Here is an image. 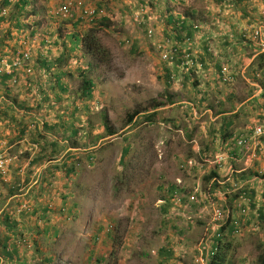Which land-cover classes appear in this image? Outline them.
<instances>
[{
    "label": "crops",
    "instance_id": "0c3cea01",
    "mask_svg": "<svg viewBox=\"0 0 264 264\" xmlns=\"http://www.w3.org/2000/svg\"><path fill=\"white\" fill-rule=\"evenodd\" d=\"M4 1L0 0V5ZM17 1L9 0V3L15 5ZM28 1L30 6L21 14V33L9 22H0V57L14 58L27 51L31 54L28 67L31 72L27 73L23 69L17 73L20 80L18 86L12 85L11 80L0 82V148L11 159L10 176L0 181V264H57L59 259H64L67 264H125L123 257L120 258L125 245L119 244L117 236L121 237L126 222L121 219V213L111 215L117 210L109 213L102 205L114 195H98L88 189L75 195L68 193L73 185L71 179L74 184L77 182L75 164L79 151L76 147L72 149L70 141L82 127L90 133L87 137L93 139L92 132L88 131L92 127L87 125L88 117L94 116L91 108L94 96L91 99L84 98L83 85L77 82L80 72L78 61L87 57L81 54L78 45V51L74 54L68 51L75 37L86 29L82 24L76 27L73 22L60 21L54 16L55 9L66 0ZM129 1L99 0L97 4L93 0L106 11V16L96 21L99 28L110 33L111 27L106 25L114 21V14L121 13L126 22L124 16L127 17L130 11L124 5L139 6L147 2ZM150 1L158 18L165 20L169 30L173 26L169 23L171 18L178 20L185 17L191 22L197 12L191 10V16L188 11L178 13L174 5L186 3L184 0L183 3L181 0ZM212 2L210 5H213L214 13L207 12L208 15L201 20L204 28L200 56L204 69L201 73L180 74V69L175 72H179V77H182L183 88L192 91L191 100L197 101L184 102V107L190 113L179 118V121L188 122L189 133L185 138H192V151L180 155L172 165L177 166L179 162L183 169L187 162L191 166L194 163L188 167L193 168L189 171L195 180L187 177V172L174 179L170 171L161 172V184L155 187L161 195L151 197V202L159 209L158 214L165 218L173 207L175 194L180 191L192 193L187 192V186H184L187 185L186 179H189L195 189L201 187L203 190L208 185L214 201L219 203L216 206L231 212L235 218L241 215L237 208L238 200H233L229 194H236L245 187L254 192L257 203L256 210H248V216L242 219L247 234L251 230L263 229L259 228L262 221L256 211L264 206V136L259 139L260 146L253 145L247 149L239 148L236 140L252 136L257 127L264 128V51L245 41L242 32L257 23L264 10V0H230L221 4L216 3V0ZM5 10L9 11L8 8ZM112 10H115L114 14ZM209 22L212 25H207ZM175 36L179 39L178 34ZM90 62L97 64L93 59ZM88 65L92 66L90 63ZM224 72L232 79L230 84L223 82ZM181 89L177 86L175 90L180 92ZM197 107L201 110L200 116L196 112ZM80 109L85 112V118H78ZM141 116L135 117L134 126H137ZM82 121L85 123L78 126L77 122ZM87 147L84 149L86 152L93 148L90 144ZM221 158L225 161L219 163ZM212 170L220 175L217 189L212 187L214 180L211 183L205 181ZM166 176L170 180L167 185L162 183ZM172 191H175L173 196ZM132 201L136 203L129 205V209L134 206L137 210L139 205L135 213L139 221L147 198L144 194H138ZM79 202H85L84 210H80ZM203 202L206 204L208 200ZM22 203L28 204L29 208L20 216L15 212L17 206L14 205ZM53 204L54 209L51 207ZM97 206L102 207L96 212ZM198 206L203 207L201 203ZM209 206L213 212L215 206ZM211 207L201 208L206 220ZM6 218L14 220V227L7 224ZM161 222L155 230L158 234L177 228ZM212 224L216 232H211V244L207 243L204 250L201 249V259L197 264L208 263L206 258L211 252L212 240L222 228ZM129 228H135L134 223ZM14 231L16 236L22 238L20 240L28 238L27 245L31 248L15 245V239L12 238ZM88 235L90 239L86 242ZM165 238L166 245L158 251L157 264H185L181 259L188 250L177 243L171 247V237L167 235ZM86 247L89 248L87 252ZM236 264L247 262L239 259Z\"/></svg>",
    "mask_w": 264,
    "mask_h": 264
},
{
    "label": "rangeland",
    "instance_id": "374dc122",
    "mask_svg": "<svg viewBox=\"0 0 264 264\" xmlns=\"http://www.w3.org/2000/svg\"><path fill=\"white\" fill-rule=\"evenodd\" d=\"M92 1L86 0L85 7L97 9L99 16L96 21H99L106 16V11L97 5L99 0H96L97 4ZM184 1L186 3L174 5L176 11L180 14L188 11L191 16L190 11L196 10V14L192 16L193 24L199 27L198 31H194L195 36L190 37L191 42L188 45L184 41L185 34H183L182 42H179L175 36L174 26H171L169 30V26L165 25V20L158 18L153 3L147 0V2H142L143 6L124 5V8H128L126 10L130 11L127 17L124 16L126 22L123 21L121 13H119L120 16L115 15V10H112L114 21H111V25H106L111 27L110 33L105 32L102 28V30H99L98 37L101 43L111 53L108 66L99 67L97 64L95 69L93 66L89 67L88 63L92 65L91 58L87 57L89 54L83 48L80 39L68 48L71 54L79 50L82 55L87 57L78 61L80 72L77 82L82 85L84 79L92 80L95 87H97L94 88V99H92L93 103L91 102L94 116L92 118L88 117L87 125L92 127L88 131L92 132L93 139L90 140L87 137L90 136V133L83 130L82 127L78 135L70 141L72 149L76 147L79 151L75 164L77 182L74 184L73 179H71L73 185L68 193L71 192L75 195V193L81 191L86 192L88 189L89 192L98 195H103V193H106V196L114 195L112 198H107L102 205L104 210H109V213L117 210L111 215L121 213V219L126 222L120 234L121 241L125 245V248L122 247L123 254L120 258L123 257L125 264H157L158 251L166 245L165 237L167 235L171 237V247L174 243L175 245L177 243L188 250V253L183 255L181 259L185 264H197V261L201 259L199 258L201 249L204 250L207 243L211 244V232H216L214 230L215 225L212 224L214 210L216 208L222 209L225 215L228 212L222 207L216 206L219 203L216 204L214 201L212 191H209L208 186L204 188L207 191L205 193V190L203 191L201 187L195 189L189 179H186L187 185L184 186H187V192H192V195L189 196L187 201H182L186 199V194L189 193L185 194L184 191H180L179 194H175L173 207L165 215V218L164 215L158 214L159 209L155 208L151 202V197L156 198L161 195L159 194L161 192L155 188L161 182L160 176H163L160 175L161 172L170 171L173 179L183 176L182 174L194 178L192 172L190 173L193 168H189L194 163L191 166L190 162H187L183 169L179 162H177V166L172 165V163L177 161L180 155H187L189 151H192L191 146L193 145L190 144L192 138H185V135L189 133L188 122L179 121V118L190 113L189 109L184 107V102L195 103L197 100H191L193 98L192 91L183 88L182 77L179 78V82L170 83L167 79L168 68H172L174 73L179 71V68L176 66L171 67L161 60L159 46L163 50L164 47L171 50L177 45L182 53L185 54V51L188 50L195 56L196 53H199L197 57H201V35H203L204 28L201 25V20L208 15L207 12L213 14L214 7L210 5V2L213 3L212 0ZM129 2L132 3L133 0ZM181 2L183 3L182 0ZM120 9L117 8V11H120ZM120 17L122 20H120ZM58 20L55 19V21ZM207 25L212 24L209 22ZM99 26L95 21L94 23L88 21L86 24H82V27L86 30L99 28ZM149 30H151L150 36L148 34ZM135 42H138L137 49L133 52L132 48ZM77 44H79L78 50ZM80 46L82 47L80 48ZM3 59L8 61L11 57L3 56ZM11 84L18 86L20 84L19 77L16 80H11ZM177 86L182 88L180 92L175 90ZM156 103H164L166 106L158 110L160 113L155 117V123L148 124L145 117L148 113L153 112L152 106ZM79 107L82 108L81 102H79ZM136 111L141 112L143 115L140 117L137 126H134L133 123L127 124L130 115ZM196 112L200 116L201 110L199 108L196 109ZM77 114L78 118L81 119L85 112L80 109ZM104 117L108 118V125L113 128L114 134L111 137H106L109 132L104 126ZM84 123V121L77 122V125ZM199 127L198 124V129ZM196 129L197 127H195ZM75 139L77 142H75ZM87 144H90L93 148L86 152L84 149L88 148ZM126 148H129V151L123 157ZM162 169H165V171ZM163 178L166 180L163 179L162 183L167 185L170 180L167 176ZM138 194H144L147 198V201L143 203L142 216L139 221H137V215L135 214L139 210V205L137 210L134 206L129 209V205H135L136 202L132 201V198ZM229 195H232V193ZM207 200L208 202L204 204L203 201ZM200 203L201 206L207 208L211 207L209 205L215 206L213 212L212 207L208 209L207 212H210V210L211 212L207 220L203 218L205 214L201 210L203 207L198 206ZM79 204L80 210H84L85 202H79ZM14 207H16L15 210H18L17 215H19V211L24 209L21 208V204L14 205ZM51 207L54 209V204ZM101 207L97 206L96 212ZM124 212L125 214H123ZM131 219L133 220L131 221ZM229 219H234L231 212L228 213L223 226H227ZM161 221L166 226H176L177 228L158 234L155 230L159 227ZM133 223L135 228H129ZM242 228L240 234L233 235L231 238L236 247L234 257L237 262L239 259H245L247 264H258V259L264 251V248H260L264 244L262 242L264 238L263 229L251 230L245 234L244 225H242ZM89 239L90 235L87 236L86 242ZM88 249L86 247L85 252ZM56 263L67 264L64 259H59Z\"/></svg>",
    "mask_w": 264,
    "mask_h": 264
},
{
    "label": "trees",
    "instance_id": "16d2710c",
    "mask_svg": "<svg viewBox=\"0 0 264 264\" xmlns=\"http://www.w3.org/2000/svg\"><path fill=\"white\" fill-rule=\"evenodd\" d=\"M227 1L230 0H216V3L221 4V3H225ZM240 1V0H238ZM144 5V4H143ZM142 5V6H143ZM30 6V2L28 0H18L16 2L15 5H11L9 3V0H5L3 5H0V22H9L12 26H14V29L18 32L21 33L20 31V19H21V14L25 13V11L28 9V7ZM9 9L8 11V15L6 17H1L2 15V11L4 9ZM28 15V14H27ZM26 15V16H27ZM24 16V17H26ZM169 21V20H168ZM73 22V21H71ZM83 22V20H80L79 22H73L75 24L76 27H78L79 25H81V23ZM171 24H173L174 28L176 29V34L178 33L179 35V39H177L179 42H182V35L186 34L187 37H191L194 33V28H193V21H189V19L187 18H180L178 20H174V19H170ZM102 26V25H101ZM13 28V27H12ZM102 28V27H101ZM101 28H91L88 29L86 31H83V33L78 34L75 37V40L73 41V43L78 42L79 39L80 41H82V45L83 48L85 49V51L89 54V56L93 57L96 62L98 63V65L100 67L103 66H108L109 65V61H110V57H111V53L110 51L101 43L99 37H98V32ZM135 45L132 48V51L135 52L137 49V43H134ZM79 47V44H77ZM18 72L12 71L9 74H5L3 76V78L0 80V82H6L8 80H16L18 77ZM8 78V79H7ZM7 79V80H6ZM168 80L170 81V77H168ZM94 86L95 83L92 80H85L83 81V97L86 99H91L94 95H93V90H94ZM173 104V103H172ZM166 105L164 103H156L154 104L153 107V112L152 113H148L147 116L145 117V121L148 124H152L155 123V117L160 113V111H158L160 108L165 107ZM141 114V112H134L133 114L130 115V117L128 118L127 124H132L135 117L139 116ZM108 118L104 117V126L106 127L107 131L109 132L107 136H112L114 134L113 132V128L108 125ZM99 138V137H97ZM101 138V137H100ZM129 151V148H126L124 150L123 153V157L127 155ZM71 170V169H70ZM74 169L72 168V171ZM220 178V175L216 172V171H210V173L205 177V181L206 183H211L212 180H214V183L212 184L213 189H217L218 187V183L217 180ZM208 186V185H207ZM206 186V187H207ZM175 191H172L171 196H173ZM253 193V194H252ZM232 199L233 200H238V212L241 214L238 217H235L234 219H229L227 226H223L221 228V230L219 231V234L215 237L214 241H213V245H212V249L209 255H207V264H236V259L234 257V253H235V246H234V242L232 241L233 239H231L233 237V233L236 231H239V226L240 225H244V220H242L243 218L245 219L248 216V210H256V195L254 194V192L252 190H249L248 188H243L241 190H238V192H236V194L232 193ZM245 200H248L249 203H244ZM239 204H241V206L239 207ZM258 214V218H261L262 223L259 225V228H263L264 230V206H261L260 208L257 209L256 211ZM250 221V220H249ZM6 222L7 224H9L10 227H14L13 223L14 220L10 219V218H6ZM16 226V225H15ZM226 233V238L224 236V234ZM264 233V231H263ZM264 235V234H263ZM8 238H11L10 236ZM12 238L15 239L14 244L15 245H23V242L20 240L22 239L21 237L19 238L18 236L15 235V231L12 234ZM122 237L117 236V240H119V244L122 243L121 241ZM262 242H264V238L262 240ZM15 247V246H14ZM260 248H264V244L260 246ZM14 249V248H13ZM17 251V249H16ZM12 251H9L8 253H11ZM51 262V260L49 261ZM258 264H264V251L263 253L260 255L259 259H258Z\"/></svg>",
    "mask_w": 264,
    "mask_h": 264
},
{
    "label": "built area",
    "instance_id": "2783aa9c",
    "mask_svg": "<svg viewBox=\"0 0 264 264\" xmlns=\"http://www.w3.org/2000/svg\"><path fill=\"white\" fill-rule=\"evenodd\" d=\"M86 0H66L60 7L55 9L54 15L61 19H69L74 20L75 22H79L83 20L81 24H86V22L94 23L96 22L99 12L97 9L86 8L85 7ZM195 31L199 30L197 25H193ZM150 36L151 30L148 31ZM185 44H189L191 42V38L184 36ZM242 38L245 41L250 42L255 47L264 51V10L262 11L260 18L257 23L252 25L251 28H246L242 32ZM162 49V50H161ZM160 50V58L164 63H168L171 67H178L183 73L188 72H201L203 68V63L201 62V57H197V55H193V53L188 50L185 51V54L182 53L181 49L177 48L175 45L171 50H167L164 47V50L161 46H159ZM195 56V57H194ZM29 53H25L22 58L13 61L12 63L1 59L0 60V80L3 78L5 74H9L12 71H15L29 60ZM171 81H176L177 75L172 73ZM223 78V82L230 84L232 79L226 75ZM264 136V128L257 127L251 137H239L236 140V144L239 148L247 149L253 145H259V139ZM225 161L224 158L219 160V163ZM10 164L11 159L6 155V153L0 148V181L5 180L10 176ZM202 193V192H201ZM200 193V194H201ZM244 203H249L248 200H245ZM241 204H239V207ZM228 216V212L225 215V212L222 209L216 208L213 213V223L215 224H223L226 221V217ZM243 230L242 225L239 226V231H235V234H240Z\"/></svg>",
    "mask_w": 264,
    "mask_h": 264
},
{
    "label": "clouds",
    "instance_id": "9594fccd",
    "mask_svg": "<svg viewBox=\"0 0 264 264\" xmlns=\"http://www.w3.org/2000/svg\"><path fill=\"white\" fill-rule=\"evenodd\" d=\"M8 15V11L7 10H3L2 11V15H1V17H6ZM55 16V15H54ZM56 18H58L57 16H55ZM182 18H184V17H182ZM58 19H61V18H58ZM61 20H63V21H69V22H71V21H73V22H75L74 20H69V19H61ZM76 23V22H75ZM192 25H194L193 23H192ZM25 53H29V60L25 63V65L24 66H22L21 68H19V69H17L16 71L17 72H19V71H22L23 69H25L26 70V72L27 73H29V71L31 72V68H28L29 67V65H30V61H31V54H30V52L29 51H27V52H21L19 55H17L16 57H14V58H11L10 60H8V62H10V63H12L13 61H15V60H17V59H20V58H22L23 57V55L25 54ZM87 57H90L91 59H93L94 60V62L96 61L93 57H91V56H87ZM1 59H3V57H0V60ZM98 64V63H97ZM97 64H92V66H93V68L95 69L96 67H97ZM166 64H168V63H166ZM99 66V65H98ZM100 67V66H99ZM170 71V73H168ZM167 79H168V77H170V83L171 82H173V81H171V76L173 75L172 73H174L172 70H169V68L167 69ZM181 73H183L182 71L180 72V74ZM194 73H196V72H194ZM174 74H176L177 75V79H176V81H174V82H179V74L178 73H174ZM184 74H186V73H184ZM86 78V77H85ZM83 85V84H82ZM138 117V116H137ZM253 135V134H252ZM107 137H111V136H107ZM249 137H251V135L249 136ZM242 149V148H241ZM2 181V180H1ZM209 189V191L211 190V188H208ZM203 191H204V189H203ZM205 193L207 192L206 190L204 191ZM192 195V193H189V194H186V199H183L182 201H187L188 200V198H189V196H191ZM200 195V194H199ZM198 195V196H199ZM213 195V194H212ZM25 203H22L21 204V208H24V209H22L21 211H19V215L20 216H22L23 215V213H25V210H28V204H25ZM237 205H238V202H237ZM15 212L16 213H18V210H15ZM228 213H229V211H228ZM215 224V223H214ZM225 224V223H224ZM218 227H223V224H220ZM233 235H236L235 234V232H234V234ZM225 237H226V233H225ZM22 241V240H21ZM23 242V245H25V246H27V247H31L30 245H27V241L26 240H24V241H22ZM61 260V259H60Z\"/></svg>",
    "mask_w": 264,
    "mask_h": 264
}]
</instances>
